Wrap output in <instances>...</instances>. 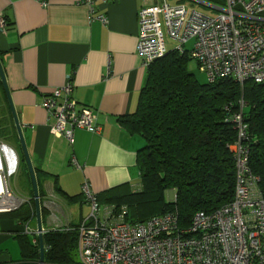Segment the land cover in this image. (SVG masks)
I'll list each match as a JSON object with an SVG mask.
<instances>
[{"label": "crops", "instance_id": "crops-1", "mask_svg": "<svg viewBox=\"0 0 264 264\" xmlns=\"http://www.w3.org/2000/svg\"><path fill=\"white\" fill-rule=\"evenodd\" d=\"M141 4V0H91L90 5L86 0H0V19L5 21L0 26V62L46 212L43 234L77 226L88 217L90 208L81 196L84 183L98 196L123 185L132 192L141 189L136 157L144 140L120 124L136 112L147 77L136 52ZM91 9L106 22H91ZM68 75L72 97L79 106L95 111L101 129L99 134L75 130L72 143L50 133L53 121L48 122L41 107V98L61 88ZM0 124L8 137H0V144L17 159L19 184L10 189L28 203L33 200L32 186L22 167L1 83ZM33 219L34 226L28 224L32 231L35 215ZM22 226L0 219V264H21L22 247L16 237ZM26 236L30 244L38 245L36 235Z\"/></svg>", "mask_w": 264, "mask_h": 264}, {"label": "built area", "instance_id": "built-area-1", "mask_svg": "<svg viewBox=\"0 0 264 264\" xmlns=\"http://www.w3.org/2000/svg\"><path fill=\"white\" fill-rule=\"evenodd\" d=\"M141 1L136 52L142 68L148 70L154 61L176 51L196 62L207 83L225 78L240 85L264 83V0ZM86 2L91 4V0ZM187 2L217 13L209 17L194 9L188 11ZM89 16L91 22H106L93 9ZM0 26H5L3 19ZM190 41L192 47L186 49ZM41 107L48 122L53 121L50 133L69 143L75 130L90 134L101 131L95 111L79 106L72 97V75L66 77L61 88L41 98ZM243 107L240 102L239 111L228 119L236 130V140L228 146L235 164L230 203L211 213H196L186 227L173 212L130 223L125 206L100 204L84 183L81 194L90 213L75 229L65 228L76 232L79 264H264V197L258 189L259 178L249 169ZM4 147L0 144L5 172L4 150L10 152L15 163L13 173L5 175L10 177L17 170V159L10 148ZM71 163L78 167L75 159ZM173 197L175 201L174 191ZM24 203L27 201L10 193L3 177L0 214L13 212ZM28 224L22 233L37 236V230L32 231Z\"/></svg>", "mask_w": 264, "mask_h": 264}, {"label": "trees", "instance_id": "trees-1", "mask_svg": "<svg viewBox=\"0 0 264 264\" xmlns=\"http://www.w3.org/2000/svg\"><path fill=\"white\" fill-rule=\"evenodd\" d=\"M189 60L187 55L170 51L154 61L136 112L120 120L129 134L144 140L136 157L141 189L132 192L123 185L95 197L103 205L125 206L130 223L173 212L186 227L196 213H211L232 201L235 164L228 146L236 140V130L228 119L239 111L240 102L247 125L249 169L259 178L258 189L264 197V83L240 85L225 78L200 84L187 70ZM169 191L176 195L174 202L166 200ZM28 203L0 214V219L25 225L35 215L33 200ZM45 216L41 207L42 223ZM16 238L22 247L21 264H34L39 258L38 245L30 244L21 231ZM76 242L75 230L47 231L43 234L44 264H79Z\"/></svg>", "mask_w": 264, "mask_h": 264}, {"label": "water", "instance_id": "water-1", "mask_svg": "<svg viewBox=\"0 0 264 264\" xmlns=\"http://www.w3.org/2000/svg\"><path fill=\"white\" fill-rule=\"evenodd\" d=\"M0 83L2 85L9 109H10V113L12 115V119L14 122V127L19 139V143H20V147L22 150V154L24 156V160H25V164L26 167L28 169V173L30 176V181H31V186H32V192H33V202H34V214H35V221H36V230H37V237H38V246H39V264H44V245H43V228H42V221H41V205H40V201H39V196H38V187H37V181H36V177H35V173H34V169L32 167L26 146H25V142L23 139V134H22V130H21V125L18 121L17 118V114L15 112L12 100H11V95H10V91L6 82V78H5V74L0 62ZM5 149H7L8 147L5 146Z\"/></svg>", "mask_w": 264, "mask_h": 264}, {"label": "rangeland", "instance_id": "rangeland-1", "mask_svg": "<svg viewBox=\"0 0 264 264\" xmlns=\"http://www.w3.org/2000/svg\"><path fill=\"white\" fill-rule=\"evenodd\" d=\"M185 7L187 8L188 11H191L192 9H194L196 12L202 14V15H205V16H209V17H214L216 15L217 12H212L210 10H208L207 8L203 7V6H200V5H195V6H192L190 3H185ZM192 47V41H190L187 45H186V49H191ZM169 48H171V46H169ZM187 70L193 74V76L195 77V79L200 83V84H207V78L204 74H202L198 68H197V64L194 60H189L188 64H187ZM247 111V109H246ZM1 125V124H0ZM0 137L2 138H5L6 140H8V137L6 135V133L4 132V130L0 127ZM16 139V137H15ZM9 142V141H8ZM16 146H17V143L15 142ZM5 172V170H4ZM16 172L14 173V176H5L6 175V172L1 174V177H5L6 179V184H7V188L9 189L10 193H12L13 195H15L17 198L18 196L13 193L11 191L10 188H15L17 186V184H19L18 182V179H19V176L18 174L15 175ZM10 186V187H9ZM17 188V187H16ZM24 200V199H23ZM166 200L167 201H170V202H173L174 201V197H173V192L172 191H169V192H166ZM42 207V206H41ZM29 209L32 210V207H30ZM34 219L31 218L30 220V227H33L34 226V223L32 222ZM44 226V222L42 224ZM22 230H20L21 232L25 233V231H23V226L21 228ZM29 236H31L32 234H28ZM10 242H15L13 241L12 239H9Z\"/></svg>", "mask_w": 264, "mask_h": 264}, {"label": "bare ground", "instance_id": "bare-ground-1", "mask_svg": "<svg viewBox=\"0 0 264 264\" xmlns=\"http://www.w3.org/2000/svg\"><path fill=\"white\" fill-rule=\"evenodd\" d=\"M2 153L6 156L5 158L7 159V163H6L7 171H6V174H7V172L9 174H12L13 171H14V168H15V163L13 161V156L10 154V152H7V150H4ZM3 167H4V165L1 163V158H0V191H1L2 187H3V176L1 177V174L4 173V168Z\"/></svg>", "mask_w": 264, "mask_h": 264}, {"label": "clouds", "instance_id": "clouds-1", "mask_svg": "<svg viewBox=\"0 0 264 264\" xmlns=\"http://www.w3.org/2000/svg\"><path fill=\"white\" fill-rule=\"evenodd\" d=\"M173 192V191H172Z\"/></svg>", "mask_w": 264, "mask_h": 264}]
</instances>
